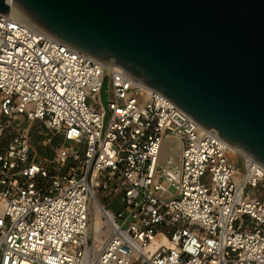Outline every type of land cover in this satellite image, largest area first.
<instances>
[{
	"label": "built area",
	"instance_id": "1",
	"mask_svg": "<svg viewBox=\"0 0 264 264\" xmlns=\"http://www.w3.org/2000/svg\"><path fill=\"white\" fill-rule=\"evenodd\" d=\"M33 122L64 141L49 164ZM218 134L124 69L0 14V264H83L92 199L110 223L102 264H264V167Z\"/></svg>",
	"mask_w": 264,
	"mask_h": 264
},
{
	"label": "water",
	"instance_id": "2",
	"mask_svg": "<svg viewBox=\"0 0 264 264\" xmlns=\"http://www.w3.org/2000/svg\"><path fill=\"white\" fill-rule=\"evenodd\" d=\"M12 7L264 167V0H0V14ZM107 88L105 78V121Z\"/></svg>",
	"mask_w": 264,
	"mask_h": 264
},
{
	"label": "rangeland",
	"instance_id": "3",
	"mask_svg": "<svg viewBox=\"0 0 264 264\" xmlns=\"http://www.w3.org/2000/svg\"><path fill=\"white\" fill-rule=\"evenodd\" d=\"M31 129V141L32 146L35 151L37 160L44 161L47 164H49L56 155V151L64 145V141L62 137L54 136L50 134L42 124L38 122H33L29 124ZM50 140V141H49ZM239 166L242 168L243 163L240 162ZM170 192L172 194H176V189L171 187ZM259 195L264 198V182L259 187ZM103 204H108L109 202L104 201ZM94 210L91 209V218H90V239L88 244V250L93 248L95 250H99L103 248L102 246H99V243L95 244V234L93 232V226H94ZM105 231H107L106 228H104ZM105 239V238H104ZM99 248V249H98ZM96 255H92L91 259H96Z\"/></svg>",
	"mask_w": 264,
	"mask_h": 264
},
{
	"label": "bare ground",
	"instance_id": "4",
	"mask_svg": "<svg viewBox=\"0 0 264 264\" xmlns=\"http://www.w3.org/2000/svg\"><path fill=\"white\" fill-rule=\"evenodd\" d=\"M9 3H11V0H8ZM11 15L17 18L18 20L25 22L30 25H35L31 21H29L27 18H25L22 14H20L14 7H12ZM253 160V159H252ZM254 161V160H253ZM256 162V161H255ZM245 165V172L243 173L244 177H254L255 171H251V165L247 160H244ZM94 210V226H93V232L95 236V244L99 243V246H104L109 234H110V223L107 220V215L105 213V210L101 203L97 199H92L91 202V209ZM104 228L107 229V231L104 230ZM90 234V232H89ZM91 235V234H90ZM89 235V236H90ZM105 238V239H104ZM89 244V243H88ZM99 249V248H98ZM102 249L95 250L93 248L86 250V256L84 259L83 264H102L100 262V252ZM92 255H96V259H91Z\"/></svg>",
	"mask_w": 264,
	"mask_h": 264
}]
</instances>
